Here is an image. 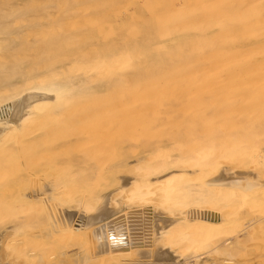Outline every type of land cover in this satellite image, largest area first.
Segmentation results:
<instances>
[{
  "label": "bare ground",
  "instance_id": "6f19581e",
  "mask_svg": "<svg viewBox=\"0 0 264 264\" xmlns=\"http://www.w3.org/2000/svg\"><path fill=\"white\" fill-rule=\"evenodd\" d=\"M2 8L6 61L44 14ZM131 58L39 67L42 73L13 83L0 72V264H264V120L227 125V110L208 109L215 125L173 130L130 162L119 153L60 158L47 142L75 106L130 70Z\"/></svg>",
  "mask_w": 264,
  "mask_h": 264
},
{
  "label": "rangeland",
  "instance_id": "374dc122",
  "mask_svg": "<svg viewBox=\"0 0 264 264\" xmlns=\"http://www.w3.org/2000/svg\"><path fill=\"white\" fill-rule=\"evenodd\" d=\"M247 3V8L255 5L252 10L244 9ZM0 5L31 18L44 14L17 41L19 55L14 51L17 56L13 52L0 60L1 74H11L6 76H13L12 83L42 73L45 66H85L119 54L132 56L130 70L75 106V115L48 136L47 142L59 147L60 158H116L119 153L130 162L173 130L190 123L215 125L217 115L210 121L204 113L213 108L228 111L222 118L227 125H261L264 120V0H0ZM235 18L241 25L232 24ZM253 19L255 25H249ZM30 66L32 75L27 73ZM236 99L235 107H222ZM259 244L263 250L264 241Z\"/></svg>",
  "mask_w": 264,
  "mask_h": 264
}]
</instances>
